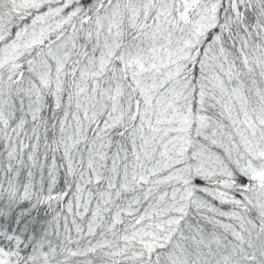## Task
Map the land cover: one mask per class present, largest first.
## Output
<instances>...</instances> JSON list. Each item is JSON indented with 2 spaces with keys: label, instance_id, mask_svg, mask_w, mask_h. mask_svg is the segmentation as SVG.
Instances as JSON below:
<instances>
[{
  "label": "snow or ice",
  "instance_id": "1",
  "mask_svg": "<svg viewBox=\"0 0 264 264\" xmlns=\"http://www.w3.org/2000/svg\"><path fill=\"white\" fill-rule=\"evenodd\" d=\"M0 264H264V0H0Z\"/></svg>",
  "mask_w": 264,
  "mask_h": 264
}]
</instances>
